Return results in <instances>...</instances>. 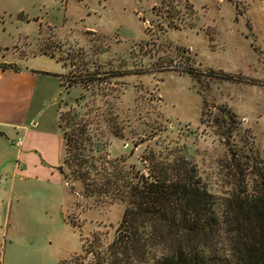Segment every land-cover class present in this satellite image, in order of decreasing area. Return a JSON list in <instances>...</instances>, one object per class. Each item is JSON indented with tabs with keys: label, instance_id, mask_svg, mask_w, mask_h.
<instances>
[{
	"label": "rangeland",
	"instance_id": "obj_1",
	"mask_svg": "<svg viewBox=\"0 0 264 264\" xmlns=\"http://www.w3.org/2000/svg\"><path fill=\"white\" fill-rule=\"evenodd\" d=\"M0 10V65L57 76L37 117L52 136L48 162L63 155L59 113L77 112L99 171L87 186L65 165L66 181L49 164L4 178L0 264L28 262L31 241L40 264H111L121 182L153 163L192 168L219 199L264 192V0H0Z\"/></svg>",
	"mask_w": 264,
	"mask_h": 264
},
{
	"label": "trees",
	"instance_id": "obj_2",
	"mask_svg": "<svg viewBox=\"0 0 264 264\" xmlns=\"http://www.w3.org/2000/svg\"><path fill=\"white\" fill-rule=\"evenodd\" d=\"M69 114L58 117L64 144L58 171L66 181L63 167L72 168L74 179L87 186L94 181L91 168L99 173L94 159L92 164L86 158L93 151L87 122ZM180 167L153 163L147 175L121 182L116 200L124 209L108 245L111 264H264V192L219 199L200 185L192 168Z\"/></svg>",
	"mask_w": 264,
	"mask_h": 264
},
{
	"label": "crops",
	"instance_id": "obj_3",
	"mask_svg": "<svg viewBox=\"0 0 264 264\" xmlns=\"http://www.w3.org/2000/svg\"><path fill=\"white\" fill-rule=\"evenodd\" d=\"M1 57L4 59L3 55ZM14 64L16 68H5L0 73V192L3 194L7 190V186L3 183L4 178L10 177L13 184L21 173L47 171L50 169L47 164L58 169L64 157L63 144V155L59 153L55 158H51L52 162H48L49 156L43 148V143L52 136L40 131V124L37 121L42 107L46 104V77L54 75L22 64ZM60 137L63 143V138ZM8 190H13V186H9ZM3 205L4 203L0 200V209H3ZM2 209L0 232L5 243L10 220L8 217L2 219ZM22 247L25 249L26 259L29 258V261L24 264L41 263L40 260H36L40 258L41 252L36 244L31 241ZM10 252H12V246ZM61 263L62 261L59 262Z\"/></svg>",
	"mask_w": 264,
	"mask_h": 264
},
{
	"label": "built area",
	"instance_id": "obj_4",
	"mask_svg": "<svg viewBox=\"0 0 264 264\" xmlns=\"http://www.w3.org/2000/svg\"><path fill=\"white\" fill-rule=\"evenodd\" d=\"M4 69H5L4 66H1V65H0V73H1Z\"/></svg>",
	"mask_w": 264,
	"mask_h": 264
}]
</instances>
